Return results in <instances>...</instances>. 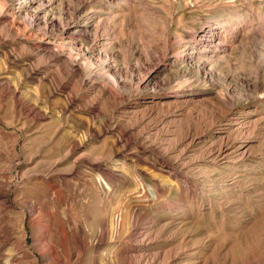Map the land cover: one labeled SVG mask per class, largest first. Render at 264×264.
<instances>
[{"label": "rangeland", "instance_id": "obj_1", "mask_svg": "<svg viewBox=\"0 0 264 264\" xmlns=\"http://www.w3.org/2000/svg\"><path fill=\"white\" fill-rule=\"evenodd\" d=\"M10 258L264 264V0H0Z\"/></svg>", "mask_w": 264, "mask_h": 264}, {"label": "bare ground", "instance_id": "obj_2", "mask_svg": "<svg viewBox=\"0 0 264 264\" xmlns=\"http://www.w3.org/2000/svg\"><path fill=\"white\" fill-rule=\"evenodd\" d=\"M34 17L36 18L37 16L36 15H34ZM219 27L217 26V24H215V23H209L208 25H207V28H205V29H203V30H205V32H203V34L201 35V38L199 39V41L201 42V43H204L203 41H208V40H210V39H212V38H214V39H216V40H218V29ZM86 32H87V30H86ZM221 37V36H220ZM214 41V40H213ZM215 43V42H214ZM55 59V62L56 63H59L61 60L60 59H58V58H56V57H54ZM75 69H74V71H73V74L76 76V74L77 75H79V69L77 68V67H74ZM72 74V75H73ZM231 145V144H230ZM229 145V146H230ZM234 145V144H233ZM236 145V144H235ZM249 148H250V145H248V144H241V145H238V146H233L232 148H227V149H224V150H222L221 151V154H223L226 158H228V156H230L232 159H234L236 156V154H238V156L239 155H241V156H244L247 152H248V150H249ZM219 154H220V150H219ZM241 158V157H240ZM241 159H243V158H241ZM235 160V159H234ZM234 160H232L233 162H234ZM235 164V163H234ZM48 187H52V188H54L51 184H48L47 185ZM54 193V192H53ZM58 193V192H57ZM54 194H56V193H54ZM51 195V194H50ZM64 200V199H63ZM29 206V205H28ZM37 206V205H36ZM38 208V207H37ZM29 212H34V206H31L30 208H29ZM36 212V211H35ZM31 214V213H30ZM116 223V222H115ZM116 225V224H115ZM45 226V225H44ZM46 227V226H45ZM41 226H38V229L39 230H41ZM61 228H63V227H61ZM68 231H64L63 229L61 230V237H60V241L62 242L61 244H63V243H65V240H66V233H67ZM57 233V232H56ZM44 234V233H43ZM26 234H24L23 235V237L25 236ZM51 235V234H50ZM22 237V236H21ZM3 238V240L4 241H8L9 242V236H8V234H5L4 235V237H2ZM48 238H50L47 234H44L42 237H40V241H44L45 243V246L47 247V248H49L48 250H45L43 247H45L44 245L42 246V249H41V254H42V256H43V258H45L48 262L50 261L51 263H52V258H51V256L54 254V252L56 251V250H54V248H53V244L49 241V239ZM52 238H53V236H52ZM23 239V238H22ZM67 239H68V237H67ZM52 244V245H51ZM38 245V244H37ZM41 247V246H40ZM45 247V248H46ZM40 250V249H39ZM45 250V251H44ZM28 253H24L23 254V259L24 260H26V259H28L29 258V255H27ZM57 256V255H56ZM14 261H16L14 258L12 259V258H10V259H8V261H6L7 262V264L8 263H12V262H14ZM36 261V260H35ZM5 263V262H4ZM18 263V262H17ZM35 264V263H34Z\"/></svg>", "mask_w": 264, "mask_h": 264}]
</instances>
